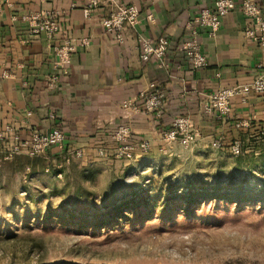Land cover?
<instances>
[{"label":"crops","instance_id":"1","mask_svg":"<svg viewBox=\"0 0 264 264\" xmlns=\"http://www.w3.org/2000/svg\"><path fill=\"white\" fill-rule=\"evenodd\" d=\"M234 1L237 7L223 17L218 32L201 36L206 65L195 70L185 62L179 43L185 37V24L202 9L211 8L214 0H116L139 9L135 24L125 26L122 44L99 24L114 8L108 0H100L89 16L82 10L84 0H7L0 10V155L33 131L56 126L64 133V143L47 149L53 162L58 157L62 160L58 164L68 165L73 157L80 166L107 167V157L115 156L118 147L112 133L119 125L130 126L131 141L146 139L151 144L148 152H160V147L176 143L163 144L160 132L179 115L187 117L198 132L195 148L239 139L242 147L255 150V144L263 141L264 94L250 95L245 103L233 100L226 121L204 111L211 92L264 75V47L244 36L241 0ZM254 1L264 13V0ZM43 11L58 21L52 39L32 33L22 20L24 15ZM159 36L170 41L166 55L142 62L138 38L153 41ZM67 39L76 47L66 71L50 89L48 78L56 74L53 46ZM83 39L85 46H81ZM152 83L164 94L160 116L142 106L136 111L122 108V100L149 91ZM98 148L104 150L103 156ZM77 150L81 157L74 156Z\"/></svg>","mask_w":264,"mask_h":264},{"label":"rangeland","instance_id":"2","mask_svg":"<svg viewBox=\"0 0 264 264\" xmlns=\"http://www.w3.org/2000/svg\"><path fill=\"white\" fill-rule=\"evenodd\" d=\"M255 146L233 156L174 143L113 153L86 177L65 176L62 162L0 183V264H264V141Z\"/></svg>","mask_w":264,"mask_h":264},{"label":"built area","instance_id":"3","mask_svg":"<svg viewBox=\"0 0 264 264\" xmlns=\"http://www.w3.org/2000/svg\"><path fill=\"white\" fill-rule=\"evenodd\" d=\"M7 0H0V10L3 3ZM114 4V8L108 16L99 20L103 31L113 36L116 43L122 44L125 40L124 29L126 25H134L139 16V9L134 4H119L116 0H108ZM100 0H84L83 13L89 16L96 10ZM237 7L234 0H214L211 8L202 9L192 20L185 24V37L179 43L185 62L192 69H201L206 65V58L201 50V36L213 37L219 30L222 19ZM239 9L246 19V26L243 34L246 38L256 42L260 47H264V13L254 0H241ZM150 17V16H148ZM22 20L31 26L32 33H43L47 38L52 39L59 30L58 21L49 12L29 13L22 17ZM139 59L142 62L154 58L160 60L163 58L169 48V39L166 36H159L155 40H147L143 37L138 38ZM87 40L81 41V46H85ZM75 45L70 40H65L60 46H53L55 55L56 74L48 78L47 87L52 89L60 75L66 71L69 63L70 53L75 49ZM264 94V75L259 74L249 82L238 83L232 86L219 88L211 92L204 105L206 113H213L219 120H228L231 114V104L233 100L238 99L245 103L250 95ZM164 94L156 88L155 84L150 85V90L141 92L131 98L122 100L123 109L137 110L139 106L156 116H160ZM240 124H236L239 127ZM261 139L264 141V128L261 130ZM131 128L126 124L119 125L112 133L113 141L118 144L115 152L116 157L132 159L150 150V141L143 139L140 141H131ZM160 139L163 144L176 142L183 148H193L197 144L198 132L192 127L185 116H176L170 127L160 132ZM64 143V133L59 127H53L46 132L33 131L28 138L19 139L13 142L11 147L4 152V158H10L15 153H22L28 156H38L51 146L62 147ZM212 147L225 149L226 152L237 156L241 151V142L239 139L233 140L225 145L221 140L214 141ZM225 147V148H224ZM159 151H163L160 147ZM75 157H81V151H74ZM100 156L104 155L102 148L97 149Z\"/></svg>","mask_w":264,"mask_h":264},{"label":"trees","instance_id":"4","mask_svg":"<svg viewBox=\"0 0 264 264\" xmlns=\"http://www.w3.org/2000/svg\"><path fill=\"white\" fill-rule=\"evenodd\" d=\"M54 159L55 161L53 162L48 156L47 150L44 154L38 156H28L22 153H15L10 158H4V154H2L0 155V183L5 187L9 182L15 180L16 177L22 173L31 175L45 170L50 173L60 172L61 170H57L58 168H56V165L62 160L58 157H55ZM73 159L74 158L71 157L70 163L64 165V175L72 176L76 174L77 176L86 177L85 173L91 170V168L89 166H80L78 161ZM239 194L241 193L235 195L237 196Z\"/></svg>","mask_w":264,"mask_h":264}]
</instances>
